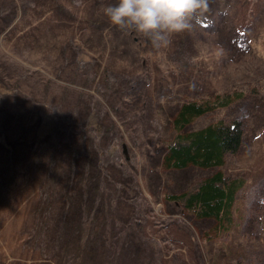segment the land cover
I'll list each match as a JSON object with an SVG mask.
<instances>
[{
  "label": "rangeland",
  "instance_id": "374dc122",
  "mask_svg": "<svg viewBox=\"0 0 264 264\" xmlns=\"http://www.w3.org/2000/svg\"><path fill=\"white\" fill-rule=\"evenodd\" d=\"M116 0H0V264H264V0H208L162 48ZM242 93L214 169H169L183 100ZM241 177L228 232L169 196Z\"/></svg>",
  "mask_w": 264,
  "mask_h": 264
},
{
  "label": "trees",
  "instance_id": "16d2710c",
  "mask_svg": "<svg viewBox=\"0 0 264 264\" xmlns=\"http://www.w3.org/2000/svg\"><path fill=\"white\" fill-rule=\"evenodd\" d=\"M241 94L223 93L212 99L183 100L173 120L175 135L163 155L164 166L214 169L224 163L227 153L236 152L242 138L241 121L237 118L219 120L197 129H187V126L194 118L238 101ZM242 185L241 177L225 176L217 170L200 179L190 190L169 197L195 216L215 220L218 235L220 231L228 232L234 224L232 208Z\"/></svg>",
  "mask_w": 264,
  "mask_h": 264
},
{
  "label": "clouds",
  "instance_id": "9594fccd",
  "mask_svg": "<svg viewBox=\"0 0 264 264\" xmlns=\"http://www.w3.org/2000/svg\"><path fill=\"white\" fill-rule=\"evenodd\" d=\"M207 8L208 0H116L104 8V15L112 25L139 32L162 48L171 35L190 30Z\"/></svg>",
  "mask_w": 264,
  "mask_h": 264
}]
</instances>
